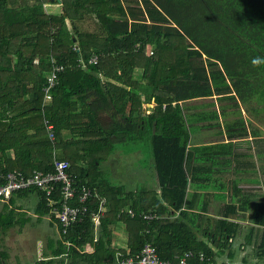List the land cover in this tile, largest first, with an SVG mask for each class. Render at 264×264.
Wrapping results in <instances>:
<instances>
[{"label": "trees", "instance_id": "1", "mask_svg": "<svg viewBox=\"0 0 264 264\" xmlns=\"http://www.w3.org/2000/svg\"><path fill=\"white\" fill-rule=\"evenodd\" d=\"M95 55L97 62H90ZM255 58L264 61V0H0V186L13 170H53L56 157L70 162L79 190L85 184L95 190L87 203L93 211L105 199L98 235L89 213L61 235L58 258L36 264H117L118 256H135L146 243L166 260L176 262L192 250L217 264L218 252L200 234L222 250L239 228L228 219L238 207L231 205L215 228L198 219L195 211L206 204L198 208L191 190L212 178L196 174L202 165L192 160V126L212 125L222 115L229 136L244 137L248 127L241 113L226 118L229 106L236 114L241 104L264 121V63L254 66ZM55 64L65 68L46 101L43 87ZM154 96L160 101L145 114L143 102ZM193 99L205 109L217 101L221 111L188 114L184 102ZM116 138L148 143L155 172L151 189L127 191L103 172ZM222 146L227 144L208 147ZM27 192L40 196L39 213L60 226L44 191L16 190L10 198ZM6 209H0V233L13 223L14 209ZM147 212L160 217L147 221L141 215ZM173 212L178 216L172 218ZM121 219L130 249L116 252L110 225ZM253 221L258 227L246 238L251 241L257 231L264 255V203Z\"/></svg>", "mask_w": 264, "mask_h": 264}, {"label": "crops", "instance_id": "2", "mask_svg": "<svg viewBox=\"0 0 264 264\" xmlns=\"http://www.w3.org/2000/svg\"><path fill=\"white\" fill-rule=\"evenodd\" d=\"M68 25L72 29L69 21ZM149 46H147V54H149ZM137 71L140 72V70ZM135 77L140 78L138 74H135ZM144 98L145 96L142 95V99ZM155 98L156 96L151 102H143L145 114L151 113L153 107L159 103V98L157 102L154 100ZM214 98L217 99V95ZM184 104L188 108L191 107L187 111L188 114L215 111L216 109L219 113L221 111V104L217 101L216 107L208 109L200 107L201 104H204L200 99L188 100ZM232 111H234L233 107L229 106L226 118L231 120L240 116L238 113H241L248 127L246 136L231 138L229 136L231 131L225 128V120L222 115L219 121L213 120L212 125L197 121L192 126L190 148L196 151L192 160H195V165H202V169L197 170L196 174L203 178L209 176L212 178V182L205 187H198L196 191L191 190V192H196L195 202L198 208L203 205L202 203L206 204L204 210L196 208L195 211L203 226L210 225L215 228L218 224L216 219L223 217L222 215H225L227 211H232L229 207L236 204L237 212L230 213L228 219L238 224L239 228L230 241L223 245L222 250L215 242L212 243V240L205 234L201 233L200 237L218 252L215 257L217 264H237V261L239 264H251L253 260L256 264H264V255L257 248L260 242L257 231L251 241H247L246 238L252 226L258 227L253 221V217L258 206L264 203V121L261 116L258 119L255 114L246 111L242 104L241 112L237 110V113L234 114ZM143 143L145 147L141 145L142 142L138 143L132 139H115L113 153L102 162L104 165L110 160L113 161L117 175V180L114 178V185L123 186L127 191H137L142 188L151 189V186H155L154 167L151 168V148L148 143ZM217 143L227 144V146H222L218 150L208 147H214ZM78 148L81 149V147ZM126 162L134 165L130 171L126 169ZM139 162L138 169L142 170V174H137L138 169H134ZM39 201L40 196L36 192L14 193L9 200L0 201V209H6V205L9 206L6 209L7 212L9 209H14L13 216L9 215L13 223L8 229L1 231L0 237L4 239L6 236L12 241H17L16 253L8 261L4 259L6 258L5 253L0 251V259L4 264H31L32 260L35 261L33 264H36L40 260L58 258L55 256V251L62 241L60 226L50 214L39 213ZM240 204H242L241 207ZM130 209L132 208L126 207L123 211L129 212ZM199 213H202V216H199ZM177 216L178 212H173L171 217ZM99 224L100 220L95 223L97 235L101 230ZM110 229L113 238L111 248L116 252L129 251L126 223L122 219L117 220L110 225ZM36 244L37 254L32 252V249H36ZM86 250L92 254L94 248L89 244Z\"/></svg>", "mask_w": 264, "mask_h": 264}, {"label": "built area", "instance_id": "3", "mask_svg": "<svg viewBox=\"0 0 264 264\" xmlns=\"http://www.w3.org/2000/svg\"><path fill=\"white\" fill-rule=\"evenodd\" d=\"M148 53L152 54L150 46ZM97 59L98 56L95 55L90 62H97ZM64 68L61 64H55L48 75V84L43 87L46 101L52 99L51 89L57 85L58 73L63 71ZM48 131L50 136L54 138L51 124H48ZM70 166L71 164L68 160L55 157L54 169L50 171L35 169L28 175L23 171H10L6 183L0 186V200L9 199L16 190L36 187L45 192L48 204L52 208V213L56 215L60 222V233L62 236L67 234L74 223L82 221L89 213L92 215L94 222L98 223L103 214L104 199L100 210L98 212L93 211L87 203L90 198L96 196L95 190L86 184L82 185L79 190L75 177L69 171ZM75 199L78 200L77 203H74ZM129 213L135 216L133 209H130ZM141 215L147 221H153L160 217L156 212H147ZM64 242L68 245L70 244L66 239H64ZM191 259H198V262L202 264H215L205 252L195 253L192 250H188L183 255L178 256L176 262L166 260L159 256L157 248L150 243H146L135 256H118L117 264H196L191 262Z\"/></svg>", "mask_w": 264, "mask_h": 264}, {"label": "rangeland", "instance_id": "4", "mask_svg": "<svg viewBox=\"0 0 264 264\" xmlns=\"http://www.w3.org/2000/svg\"><path fill=\"white\" fill-rule=\"evenodd\" d=\"M49 10V9H48ZM53 8H50V11H53ZM70 22V21H69ZM71 24V23H70ZM69 26V25H68ZM71 26V25H70ZM72 27V26H71ZM70 28V27H69ZM71 29V28H70ZM148 50V49H147ZM144 146V143L142 142V144ZM145 147V146H144ZM130 157V156H129ZM152 157V156H151ZM152 158H151V168H153V164H152ZM131 167L133 168L134 165L130 164L129 162H126V169L128 171H130ZM140 167V162L137 163L135 165L134 169H138ZM101 169H103V171L105 172L106 176L110 179V182L114 184V180L116 179V170H114V166H113V161L110 160L108 163L106 164H101ZM141 173L142 174V170L138 169L137 170V174ZM115 178V179H114ZM117 180V179H116ZM140 180V179H138ZM17 250V241H12V239H9L8 237H0V251L5 253V257L4 258L6 261H8L9 259H11L12 255L16 253ZM32 252H35L37 254L38 249H37V244H36V249H32ZM21 253V252H20ZM11 257V258H10ZM35 261H30L31 264H33Z\"/></svg>", "mask_w": 264, "mask_h": 264}, {"label": "clouds", "instance_id": "5", "mask_svg": "<svg viewBox=\"0 0 264 264\" xmlns=\"http://www.w3.org/2000/svg\"><path fill=\"white\" fill-rule=\"evenodd\" d=\"M254 66H258L260 63H264V61H262L260 58H255L252 61ZM237 264H239V261H237ZM251 264H256V262L253 260L251 261Z\"/></svg>", "mask_w": 264, "mask_h": 264}]
</instances>
